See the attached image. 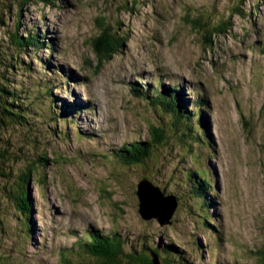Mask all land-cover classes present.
<instances>
[{
  "label": "rangeland",
  "instance_id": "rangeland-1",
  "mask_svg": "<svg viewBox=\"0 0 264 264\" xmlns=\"http://www.w3.org/2000/svg\"><path fill=\"white\" fill-rule=\"evenodd\" d=\"M125 2L127 9L120 12V3ZM260 2L264 4V0H54L52 6L39 3L23 7L22 20L40 33L47 30L48 39L54 32L55 36L62 33L60 47L64 51L52 53L50 62L45 61L49 66L53 64L51 68L57 74L47 73V66L41 67L30 51L27 56H20L25 63L31 60V65L23 66L27 71L25 78L14 77V82L21 80L16 88L33 95V110L51 118L55 125L49 124L48 129H55L61 138L73 131L72 126L55 121V113L49 112L44 102L45 92L50 91L48 98H56L55 111H60L62 100L82 104L83 112L72 117L87 138L76 142L74 137L66 144L67 138H63L59 146L51 148L40 143L39 151L43 149L64 159L50 156L44 175L42 170L37 173L39 179L31 185L29 196L34 235L28 242L23 238L19 248L13 245L14 210L5 193L0 194L3 203L7 202L0 206L5 213L2 219L0 212V222L5 223L0 228V253L5 254L0 256V264H67L60 259L63 252L74 245V238L91 229L117 231L132 240L144 235L154 243L166 237L190 252L197 251L198 243L202 250L190 257L191 264H258L256 252L264 243V6ZM187 6L194 10H186ZM235 8L242 9L243 15L229 16L227 21ZM201 9L203 17L195 14ZM197 17L227 21L231 28L205 48L203 35L192 29L191 20ZM98 18L123 36L119 54L95 57L90 38L98 34ZM5 19L7 31L12 33L15 19ZM3 31L0 28V38L6 44V30ZM255 38L259 39L256 47L262 51L257 55L245 46ZM56 47L59 48L58 42ZM47 56L48 53L43 55ZM232 57L248 61L237 81L219 74V68L229 66ZM58 66L63 68L59 70ZM69 76L77 81L70 83L66 79ZM53 77L57 79L55 85ZM137 84L148 86L150 92L155 87L162 91L164 87L182 89L160 97L175 101L177 108L185 105V115L187 109L190 111L203 100L207 103L205 110L203 106V110L197 106L192 110L203 120L199 129L206 134V128L209 136L198 153L204 156L201 165L210 174L212 207L208 214L219 234L217 230L201 228L194 218L181 212L173 220L174 226L173 221L171 225L159 226L155 220H142L135 191L146 173L121 164L106 165L101 157L121 149L124 143L138 138L143 142L151 127L164 126L165 130L171 125L170 116L129 96L132 92L128 89ZM71 110L75 111V106ZM177 130L184 131V125ZM24 148L27 158L35 155L33 144ZM178 150L176 147L170 154L163 149L166 158L162 157L164 165L158 168L165 176L158 185L168 180L179 165L196 167L192 166V156L180 158ZM8 165L18 172L25 164L16 161ZM4 166L0 161V169ZM2 230H8V234ZM72 264L93 263L75 260Z\"/></svg>",
  "mask_w": 264,
  "mask_h": 264
},
{
  "label": "trees",
  "instance_id": "trees-1",
  "mask_svg": "<svg viewBox=\"0 0 264 264\" xmlns=\"http://www.w3.org/2000/svg\"><path fill=\"white\" fill-rule=\"evenodd\" d=\"M39 3L52 6L51 3L54 4V1L0 0V28L3 33L5 32L3 30H6V34H4L6 44H3L0 38V161L5 164L0 169V183L5 184L0 187V194L5 193H3L5 199L9 200L10 207L14 210L12 221L15 224L13 232L17 243L13 242V245L16 248L20 247L23 238L28 242L34 235L33 208L29 196L31 185L39 179L36 177L37 173L42 170L41 175H44L45 167L50 162L48 160L50 156L53 155L55 160L62 161L64 159L60 155L57 156L43 149L42 151L38 150L40 143L51 148L53 145L59 146V143L64 139L58 136L55 129H48L49 124L55 125L51 118L44 117L37 110H33L35 100L28 98L27 91L23 92L16 88L21 80L13 81L16 76L25 78L27 71L23 66L31 65V61L25 63V60L20 56H27L28 51L36 52L43 47L38 40L37 29L29 22L22 20L20 14L24 6ZM120 4V12H125L128 4L126 2ZM2 13L4 17H2ZM203 13L201 9L195 14L203 17ZM241 14L243 15L242 9H236L228 14L227 21L228 18ZM11 16L15 19L12 33L7 31L5 19ZM201 17L193 18L191 24L193 31L198 32L196 34L203 35L202 42L205 48L212 46L219 36L228 34L231 28V23L227 21L220 20L219 22L214 18L204 20ZM97 29L96 37L90 38V47L93 49L95 57L108 58L119 54L118 48L122 46L124 40L123 36L119 34V30L104 25L102 18H98ZM9 52H12L13 55ZM163 100L162 97L156 96L152 99L151 106H155L166 116H170L171 125L165 126V130H163L164 126L151 127L148 141L143 143L137 141L128 145L115 156L114 160L116 164L125 165L131 169L137 168L141 173H146L145 176H141V180H146L152 186L160 189L164 195L175 197L178 203L175 211L176 216H179L181 212L186 217L194 218L201 228L218 230L208 214L212 205V199L208 196L211 192L210 174L195 158L194 145L186 142L190 138L195 141L198 135L197 131L194 127L187 126L188 115H184L182 107L177 108L175 101ZM183 125L185 133L177 130L178 126ZM43 126L46 127L45 131H43ZM48 130L52 134L48 135ZM168 133L170 134L168 135ZM38 138L41 141H38ZM192 140L188 141L193 142ZM31 144L34 146L33 152L36 153L33 157L27 158L24 147ZM176 147L179 149L178 156L180 158L192 156L194 159L192 166L196 165V167L194 169L192 167L184 168L179 165L172 170L168 180L165 179L158 185L157 182L162 181V177L165 176L164 172L160 171L161 168H158L164 162L162 157L166 158V153L162 151L165 148L171 154ZM16 161L25 164L21 171L13 172L6 167L9 163ZM177 179L181 181L175 183ZM6 203H3L0 196V206ZM0 212L3 213L2 219H5L4 210H0ZM173 222L172 226L175 225V221ZM201 222L202 224H200ZM3 227H5V223L1 221L0 228ZM1 232L4 235L8 234V230ZM75 243L61 255L60 259L63 263L67 261V264H72L75 260L83 262L89 260L93 264H149V252H153L159 257L161 264H191L190 257L202 250V246L198 243H194L197 251L190 252L179 243L166 237L160 242L154 243L144 235H136L132 240L117 231H112L109 235H102L98 231L89 230L83 236L78 237ZM0 256L5 257V254L0 253ZM256 256L259 260L257 263L264 264V243L257 249ZM232 264H237V262Z\"/></svg>",
  "mask_w": 264,
  "mask_h": 264
},
{
  "label": "water",
  "instance_id": "water-1",
  "mask_svg": "<svg viewBox=\"0 0 264 264\" xmlns=\"http://www.w3.org/2000/svg\"><path fill=\"white\" fill-rule=\"evenodd\" d=\"M138 202V214L142 220H155L159 226L171 225L176 220L175 211L178 207L175 197L164 195L160 189L152 186L146 180L137 184L135 191ZM149 264H161L159 257L149 252Z\"/></svg>",
  "mask_w": 264,
  "mask_h": 264
},
{
  "label": "bare ground",
  "instance_id": "bare-ground-1",
  "mask_svg": "<svg viewBox=\"0 0 264 264\" xmlns=\"http://www.w3.org/2000/svg\"><path fill=\"white\" fill-rule=\"evenodd\" d=\"M91 139V138H90Z\"/></svg>",
  "mask_w": 264,
  "mask_h": 264
}]
</instances>
